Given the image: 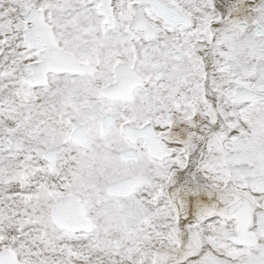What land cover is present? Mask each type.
Returning a JSON list of instances; mask_svg holds the SVG:
<instances>
[{"label": "snow or ice", "instance_id": "snow-or-ice-1", "mask_svg": "<svg viewBox=\"0 0 264 264\" xmlns=\"http://www.w3.org/2000/svg\"><path fill=\"white\" fill-rule=\"evenodd\" d=\"M0 264H264V0H0Z\"/></svg>", "mask_w": 264, "mask_h": 264}]
</instances>
